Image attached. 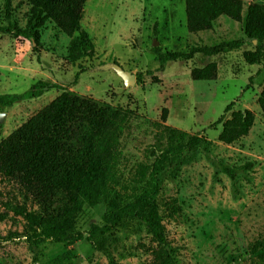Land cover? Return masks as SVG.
Instances as JSON below:
<instances>
[{"label":"rangeland","instance_id":"374dc122","mask_svg":"<svg viewBox=\"0 0 264 264\" xmlns=\"http://www.w3.org/2000/svg\"><path fill=\"white\" fill-rule=\"evenodd\" d=\"M242 1L244 8L251 1L264 2ZM28 6L27 0L11 2V20L20 27ZM7 24L0 0V26ZM80 29L93 44L92 57L74 45L80 32L67 36L49 20L38 29L37 50L21 36L0 32V94L22 93L44 80L128 109L130 118L112 137L113 159L106 175L108 199L119 205L144 187L135 175L139 164L153 161L151 150L166 149L161 124L203 135L206 143L201 148L167 160L159 174L158 202L168 240L177 249V264H256L250 250L264 236V114L257 103L264 88V58L259 64H246L242 51L250 46L244 44L215 56L197 54L187 61L168 62L156 71L153 51L187 50L239 38L240 24L220 16L210 30L191 34L184 0H86ZM211 61L217 63L215 80L191 78V68ZM111 62L141 78L124 86L112 69L95 70ZM62 91L52 88L37 98L0 106V140ZM229 103L232 110L252 111L254 123L246 136L223 144L217 139L221 124L215 129L210 125ZM223 167L234 171V180ZM17 196L14 184L0 176V264H108L106 256L85 240L90 224L102 223L106 201L85 204L78 212L74 223L83 239L71 244L45 240L31 249L24 219L4 205ZM103 244L119 264H149L150 255L141 244L154 245L140 224L128 221Z\"/></svg>","mask_w":264,"mask_h":264},{"label":"trees","instance_id":"16d2710c","mask_svg":"<svg viewBox=\"0 0 264 264\" xmlns=\"http://www.w3.org/2000/svg\"><path fill=\"white\" fill-rule=\"evenodd\" d=\"M11 2L3 0L8 24L0 26V32L21 36L36 44L33 49L37 50L38 29L49 20L67 36L80 32L75 47L88 57L93 56V44L80 29L86 0H27L24 27L11 20ZM243 5L242 0H184L189 33L210 30L220 16H225L240 24L243 36L180 51L162 52L154 47L156 71L163 70L168 62L187 61L197 54L215 56L238 50L244 44L250 48L242 51L243 61L248 65L259 64L264 58V2H251L245 8ZM217 72V63L211 61L191 68L190 76L193 80L210 81L217 78ZM136 76L141 78L140 73ZM52 88L63 91L0 140V176L14 184L18 195V200L15 197L4 205L24 219V236L30 248L37 249L45 240L71 244L83 239V233L74 223L78 212L85 204L93 206L106 201L102 223L90 224L85 240L106 256L108 264L119 263L103 240L126 221L140 224L150 236L153 246L141 244L150 255L149 264H177V249L168 240L158 202L159 174L167 160L201 148L206 138L161 124L166 149L159 153L151 150L153 161L139 164L135 175L144 187L132 200L119 205L108 199L106 175L113 159L112 137L131 112L44 80L36 81L22 93L0 94V106L37 98ZM257 103L264 114V88L259 92ZM231 106L229 103L210 125L215 129L221 124L217 139L223 144H232L246 136L254 123L252 111L232 110ZM228 112L230 115L226 117ZM161 118L166 119V109ZM223 172L231 180L235 179L232 169L223 167ZM250 256L256 264H264V236L251 247Z\"/></svg>","mask_w":264,"mask_h":264},{"label":"water","instance_id":"95a60500","mask_svg":"<svg viewBox=\"0 0 264 264\" xmlns=\"http://www.w3.org/2000/svg\"><path fill=\"white\" fill-rule=\"evenodd\" d=\"M256 41L253 40V43ZM153 45H157V42L154 40ZM112 69L123 81L124 86H130L135 84L136 77L135 74L131 73L130 71L124 70L118 64L111 62V63H104L96 66L95 70H108ZM1 118V116H0Z\"/></svg>","mask_w":264,"mask_h":264},{"label":"crops","instance_id":"0c3cea01","mask_svg":"<svg viewBox=\"0 0 264 264\" xmlns=\"http://www.w3.org/2000/svg\"><path fill=\"white\" fill-rule=\"evenodd\" d=\"M251 2H255V1H251Z\"/></svg>","mask_w":264,"mask_h":264}]
</instances>
